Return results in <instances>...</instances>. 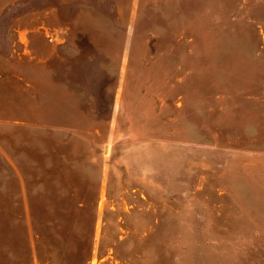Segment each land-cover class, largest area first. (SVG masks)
<instances>
[{
  "label": "rangeland",
  "instance_id": "1",
  "mask_svg": "<svg viewBox=\"0 0 264 264\" xmlns=\"http://www.w3.org/2000/svg\"><path fill=\"white\" fill-rule=\"evenodd\" d=\"M0 264H264V0H0Z\"/></svg>",
  "mask_w": 264,
  "mask_h": 264
},
{
  "label": "crops",
  "instance_id": "2",
  "mask_svg": "<svg viewBox=\"0 0 264 264\" xmlns=\"http://www.w3.org/2000/svg\"><path fill=\"white\" fill-rule=\"evenodd\" d=\"M58 70V69H57ZM66 70L68 71V69L66 68ZM65 85H63L62 87H64ZM66 87L68 88V82L66 81ZM55 98V96H53ZM51 98V102L54 103L55 102V99L54 98ZM66 98H62V106L60 108L57 109V107H55V110L53 108V112H55L57 115L58 114H61L62 118L61 120L62 121H65L64 124H62V126H60V124H58V127L60 126V128L64 129L66 127L67 131V135H68V120H69V114H70V117H73V105H72V99L68 97V95L65 96ZM70 104V106H69ZM60 110V111H59ZM66 119V120H65ZM58 121H60V118H57ZM66 125V126H65ZM73 131V129H71ZM62 134H64V131H62Z\"/></svg>",
  "mask_w": 264,
  "mask_h": 264
}]
</instances>
